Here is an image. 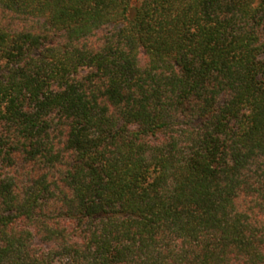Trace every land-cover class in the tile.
<instances>
[{
    "label": "trees",
    "instance_id": "obj_1",
    "mask_svg": "<svg viewBox=\"0 0 264 264\" xmlns=\"http://www.w3.org/2000/svg\"><path fill=\"white\" fill-rule=\"evenodd\" d=\"M0 264H264V0H0Z\"/></svg>",
    "mask_w": 264,
    "mask_h": 264
}]
</instances>
